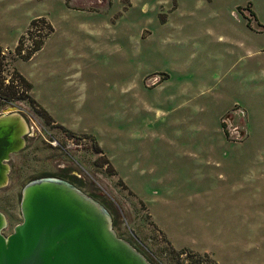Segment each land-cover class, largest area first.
<instances>
[{"label":"rangeland","instance_id":"374dc122","mask_svg":"<svg viewBox=\"0 0 264 264\" xmlns=\"http://www.w3.org/2000/svg\"><path fill=\"white\" fill-rule=\"evenodd\" d=\"M239 19L264 48V0H0L6 45L40 24L47 33L26 67L48 115L15 78L35 48L0 47V95L17 91L0 110L36 119L0 188L4 234L23 221L28 182L75 169L152 264H264V73L229 70Z\"/></svg>","mask_w":264,"mask_h":264},{"label":"water","instance_id":"95a60500","mask_svg":"<svg viewBox=\"0 0 264 264\" xmlns=\"http://www.w3.org/2000/svg\"><path fill=\"white\" fill-rule=\"evenodd\" d=\"M28 122L14 113L0 118V188L8 183L11 153L21 150ZM23 221L5 235L0 212V264H152L114 230L107 208L73 183L39 177L22 191Z\"/></svg>","mask_w":264,"mask_h":264},{"label":"crops","instance_id":"0c3cea01","mask_svg":"<svg viewBox=\"0 0 264 264\" xmlns=\"http://www.w3.org/2000/svg\"><path fill=\"white\" fill-rule=\"evenodd\" d=\"M239 8H241V7H239ZM253 15L255 16V19L257 20V22L261 21L260 18L254 12H253ZM41 17H44V16H41ZM41 17H38V18H41ZM29 24H28V26H29ZM51 25H52V23H51ZM28 26L26 27V29L28 28ZM234 27H236V32H234V34H232L230 36V42L231 43H230V46L227 48V54L229 53L231 55L230 57L227 58V62H231V65L229 66V70L232 72V71L236 70V68H238V66H239V69H241L244 66L239 71V75L243 81H246V80L250 81L252 78V74H253L252 70L255 66H258L260 68V70L262 71V73H264V48H254L253 47V45L251 43V33L253 30L251 28L250 22H246L244 20L239 19L238 25L236 24V26H234ZM24 32H25V30L19 35L18 41L14 45L13 48L6 45V43L4 41H2L1 39H0V47L12 48V49L16 48L18 45V42L20 40V37ZM43 47H44V45L42 46V48ZM42 48L40 50L36 51L29 59L25 60V62H22L24 60H21V62H20V60H18V63L16 64V68H15V70L30 83L29 95L31 98H33L35 100L36 104H38L39 107H41V108H43V107H42L39 99L34 95V92L36 90V83L33 80V78L36 76V73H35L36 71L32 72V70H28V67H26V63L34 61L36 59V57L38 56L39 52L42 50ZM239 62H244V63L241 66V64ZM25 69H26V71H25ZM234 75H235V72H234ZM166 78H164V79H166ZM179 94H181V93L179 92ZM235 104H239V100H237L236 97L234 98V102H232V105L230 104L231 105L230 107H233ZM228 109H229V107L227 109H225V111ZM56 123L60 124L58 122H56ZM99 147H101V146L99 145ZM218 164L219 163L217 162V165ZM117 174H118V172H117ZM206 254H209V253H206ZM217 264H219V263L217 262Z\"/></svg>","mask_w":264,"mask_h":264},{"label":"flooded vegetation","instance_id":"af4514ba","mask_svg":"<svg viewBox=\"0 0 264 264\" xmlns=\"http://www.w3.org/2000/svg\"><path fill=\"white\" fill-rule=\"evenodd\" d=\"M18 49H19V48H18ZM156 74H158V72H156ZM4 80H5V79H4ZM7 82H8V81H7ZM8 83H9V82H8ZM7 93L10 94L9 91H8ZM7 93H4V94L0 95V97H1V98H5V99H7ZM6 102H9V101L7 100ZM9 103H10V102H9ZM10 104H11V103H10ZM37 107H38V106H37ZM37 109H38V108H37ZM14 113H16V114L22 116L27 122H28V121H35V120H36L35 117H34V115H33V113H32V111H31L30 109H27L26 107H22V106H20V107L8 106V107H6L5 109L0 110V118H2V117H4V116H7V115H10V114H14ZM30 131H31V130H30V126H29V131H28L27 133H25V135H24V138H25V141H26L25 146H24L21 150H19V151H17V152H14V153H11V157H10V159H9L8 161H6V162L9 164V166H10L9 175L11 174L12 169H13V166H12V156H13L14 154H17V153H19V152H22L23 150L26 149V147H27V145H28V139H29V137H30V136H33V134H31ZM96 145H98V144H96ZM98 146H99V145H98ZM63 171H64V170H63ZM78 173H79V172H78L77 170H75V169L70 170V171H69V175L67 176V180H68L69 182L73 183L74 185H76L77 187H79V188L81 189V187L78 185V182H79L78 179H80L81 176H80ZM41 177H56V178H63V174H62V176L60 175V173H57V174H44V175L41 176ZM72 178H73V179H72Z\"/></svg>","mask_w":264,"mask_h":264},{"label":"built area","instance_id":"2783aa9c","mask_svg":"<svg viewBox=\"0 0 264 264\" xmlns=\"http://www.w3.org/2000/svg\"><path fill=\"white\" fill-rule=\"evenodd\" d=\"M39 22H40V20H39ZM41 25L42 24L38 25V27L36 26V28H35L36 30L34 31V34H32V37H31V35H28V34L25 35V38H27L25 42L22 38L20 39L16 49L19 48V51L22 55L27 54L28 50L35 48L37 45V42L45 41L44 36L47 33L45 34L46 30ZM22 37H24V35ZM16 81H17V84H19L18 80H16ZM17 87L19 89V91H18L19 95H24V96L29 95V91L27 89L23 88L20 85H17Z\"/></svg>","mask_w":264,"mask_h":264},{"label":"trees","instance_id":"16d2710c","mask_svg":"<svg viewBox=\"0 0 264 264\" xmlns=\"http://www.w3.org/2000/svg\"><path fill=\"white\" fill-rule=\"evenodd\" d=\"M42 19V21L44 22L45 20L43 19V18H40V20ZM36 20L34 19L33 21H32V23H34ZM49 27H51V25L49 24ZM43 44H44V42H37V45H36V47H35V50H34V52L35 51H38V50H40L41 48H42V46H43ZM34 52H29L28 53V55H26L27 56V59H29L32 55H33V53ZM15 78H17L16 80H18V82H19V84H17V85H20V86H22L23 88H25V89H27L28 91H29V89H30V83L22 76V75H20V74H18V73H15ZM5 89L6 90H8L11 94H16L17 93V91L14 89V86H13V84L11 85V84H9V85H7L6 87H5ZM11 90V91H10ZM20 96H23V97H26V98H28L29 99V101L31 102V103H36L35 102V100L33 99V98H31L30 97V95H26V96H24V95H20ZM44 111V112H42V111ZM38 111L40 112L41 111V114H45V115H48L47 113H46V111L44 110V109H42V108H39L38 107ZM95 146H96V144H95ZM97 147H98V145H97ZM99 149V148H98ZM99 152H101V153H103L100 149L98 150ZM103 157H105V156H103ZM106 160H105V162L104 163H102L103 165H105V164H109V160L107 159V158H105Z\"/></svg>","mask_w":264,"mask_h":264}]
</instances>
